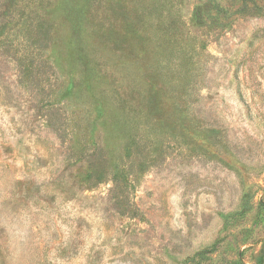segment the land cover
<instances>
[{"label":"rangeland","instance_id":"374dc122","mask_svg":"<svg viewBox=\"0 0 264 264\" xmlns=\"http://www.w3.org/2000/svg\"><path fill=\"white\" fill-rule=\"evenodd\" d=\"M260 257L264 0H0V264Z\"/></svg>","mask_w":264,"mask_h":264},{"label":"trees","instance_id":"16d2710c","mask_svg":"<svg viewBox=\"0 0 264 264\" xmlns=\"http://www.w3.org/2000/svg\"><path fill=\"white\" fill-rule=\"evenodd\" d=\"M96 159L98 158L92 156L91 159L89 158L85 162V180L89 184V187H87L86 189L88 190L91 186L101 184L108 178V181L111 183V199L118 213L123 212V214H127L130 218L136 217L138 214V210L133 206V204H131V202L128 201L130 195L128 185L120 184V176L124 177L123 173H116L112 169L111 173L109 174L112 177H110L109 175H107V173L104 172V161L99 160L98 164H95L94 160ZM263 262L264 259L260 257L258 259V264H263Z\"/></svg>","mask_w":264,"mask_h":264}]
</instances>
